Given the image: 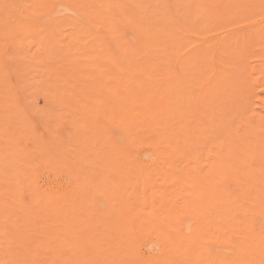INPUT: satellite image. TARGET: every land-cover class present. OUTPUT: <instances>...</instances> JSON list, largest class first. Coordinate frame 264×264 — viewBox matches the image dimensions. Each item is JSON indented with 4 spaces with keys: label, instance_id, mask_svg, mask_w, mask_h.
<instances>
[{
    "label": "bare ground",
    "instance_id": "obj_1",
    "mask_svg": "<svg viewBox=\"0 0 264 264\" xmlns=\"http://www.w3.org/2000/svg\"><path fill=\"white\" fill-rule=\"evenodd\" d=\"M172 1L0 0V102L7 44L21 82L47 81L59 104L40 149L66 173L43 189L41 163L14 158L3 207L30 198L15 199L10 256L264 264V0H206L208 36Z\"/></svg>",
    "mask_w": 264,
    "mask_h": 264
},
{
    "label": "rangeland",
    "instance_id": "obj_2",
    "mask_svg": "<svg viewBox=\"0 0 264 264\" xmlns=\"http://www.w3.org/2000/svg\"><path fill=\"white\" fill-rule=\"evenodd\" d=\"M137 1L140 3H158L161 0ZM169 3H175L174 6H176L178 10V13H175V16L177 15V17H179L178 14L180 15L182 24L186 22L190 23L192 31L190 35L208 36L212 33V31L208 29V26L212 24V20L209 18V2L207 3L206 0H175ZM36 26V28H42L43 24L39 23ZM238 26H243V24H239ZM199 27L203 28L202 34L201 32H195V29H198ZM37 33L38 31L33 32V37L26 41L34 40L35 44L38 41L37 37H35ZM3 43H5V41H3ZM6 45L2 47L3 50L1 51L4 54L1 56V59L2 63L9 70L6 81L9 83L8 89H10L11 97L9 96L8 100L3 98V101L0 102V129L5 127L8 130L7 135H2L0 132V180H2L5 175L14 176L15 173L13 169H11V167H17V164L13 161L14 158L20 160V158L24 157L25 160L22 162H26V164H32L35 162L41 163L38 174L39 185L43 189L60 187L65 183L64 177L66 176V173L63 172L62 168L54 169L50 164L46 163L44 156L41 153L42 149H40L41 142H48L49 140L51 142L53 140L51 130L54 123H52L50 128L48 127L47 121L49 116L61 112L58 110L60 108L59 104L56 103V101L51 100L46 93V90H49L47 81L41 82L40 84L29 85H24L21 82L22 76L15 73L14 64L10 59L11 50H7V47H10V45ZM32 69L42 68L33 67ZM37 73V71H32V75ZM34 80L37 79L31 78L30 81L33 82ZM5 116L9 117L7 122L3 120V117ZM99 121L103 122L106 120L102 119ZM67 127L68 126H66V128ZM8 142L10 143L8 144ZM11 147H17V155H12ZM6 165L9 167L7 168ZM13 181H15L14 186H17V179L14 178ZM3 188L4 185L0 188V192H2ZM15 189H17V187ZM22 193L23 194H21L22 196L20 195V198L18 196L15 199H19L18 201H26L27 199L28 201L30 194L28 192L26 193V190L22 191ZM15 199L11 197L7 206L5 205L3 207L6 201L0 196V264H60L61 259L59 256H54L53 254L44 251H41L37 256H10V254H13V251H15L14 246L20 244V239H16L18 236L17 234L20 231L17 230V232L15 230L23 226L22 220L19 221V217L16 216L14 208V203L16 204ZM38 220L36 226L29 229L34 230L33 232L38 234V237L35 240L42 241L43 239L41 238V235H39L40 232L36 231L35 228L42 227L43 220ZM14 228L16 229L14 230ZM9 229H13L16 232L13 231L14 236L9 233ZM20 230H23V227ZM15 236L16 238H14ZM17 248H19V246ZM17 250L18 249H16V252H18Z\"/></svg>",
    "mask_w": 264,
    "mask_h": 264
}]
</instances>
